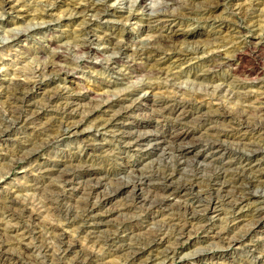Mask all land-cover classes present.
<instances>
[{
    "label": "rangeland",
    "instance_id": "374dc122",
    "mask_svg": "<svg viewBox=\"0 0 264 264\" xmlns=\"http://www.w3.org/2000/svg\"><path fill=\"white\" fill-rule=\"evenodd\" d=\"M5 1L0 3V111L16 109L23 115L34 114L36 119L27 128L15 123L7 135H0V255L3 246L8 250L4 260L31 258L28 261L32 264H77L86 252L95 256L90 264H264V148L253 153V147L244 145L264 141V81L252 82L256 73L264 71V0H97L106 11L87 9L83 13L76 6L88 0ZM215 2L211 12H202L206 3ZM213 36L224 42H214ZM161 37L171 41L161 54L144 59L134 53L141 44ZM84 43L88 46L80 50ZM56 53L60 56L55 59ZM215 54L230 56L233 65L226 63L208 71L211 63L221 62ZM51 62L64 69L50 70ZM43 67L46 69L35 75ZM233 68L237 75L231 73ZM15 79L29 83L25 97H13L7 85ZM135 88L148 100L146 104L138 100L142 105L128 115L120 107L131 103L125 94ZM54 92L60 94V102L69 94L88 96L81 106L64 113L44 101ZM101 95L119 103L113 109L100 106L87 111L97 105L94 99ZM162 96L191 100L190 115L174 123L154 120V99ZM200 106L210 112L202 119L195 115ZM259 106L263 108L258 110ZM237 110L245 111L246 118L251 115L250 121L243 123L235 117ZM228 111L234 114L231 120ZM113 114L122 120L130 117L132 126L150 129L154 137L164 133L168 139L176 130L187 133L184 140L191 149L182 158L184 163L177 162L167 150L171 144L127 149L119 137L114 138L116 128L96 129V120ZM213 114L218 120L212 123L208 118ZM61 116H73L70 120L77 125L54 139ZM213 124L231 132L226 138L231 159L243 155L242 160L246 163L248 159L253 171L248 168L243 173L239 165L229 170L228 165L223 166L229 158L199 154L207 145ZM36 131L41 139L49 137L52 142L28 155L29 148H20L18 140H34ZM76 168L99 173L90 177L87 172L72 182L60 176L62 171ZM141 171L154 174V183L173 175L175 186L192 184V194L178 201L171 197V205L163 206L162 211L151 201L144 203L153 196V187L147 185L111 199L103 197L104 193L113 196L122 182H139ZM91 178H101L104 185L101 194L89 197L83 186ZM228 180L233 182L224 183ZM215 191L221 199L253 197L241 209L220 205L208 214L202 209ZM12 199L18 204L13 205ZM85 201L96 203L93 216L86 219ZM191 206L199 210L200 218L193 220ZM23 209L34 213L39 233L22 236L23 229L32 227L20 215ZM6 224L16 230L5 233ZM183 225L185 233H175ZM53 226L55 231L50 228ZM59 234L64 244L57 239ZM68 241L73 245L67 250ZM25 244L30 251L22 250ZM138 247L146 248L147 253L139 259L127 257V251ZM167 253L169 258L165 259Z\"/></svg>",
    "mask_w": 264,
    "mask_h": 264
},
{
    "label": "bare ground",
    "instance_id": "6f19581e",
    "mask_svg": "<svg viewBox=\"0 0 264 264\" xmlns=\"http://www.w3.org/2000/svg\"><path fill=\"white\" fill-rule=\"evenodd\" d=\"M6 1L5 0H0V3H5ZM1 4V5H2ZM217 6L216 2L215 3H206L202 8V12H206V13H209L211 12L214 7ZM76 9L77 11L79 12H85L87 9H93L97 12H104L107 10L106 6L104 4H100L98 3L97 0H88L86 3H82L81 5L79 6H76ZM191 11H193L194 9H190ZM94 11V12H95ZM78 12V13H79ZM81 13V14H82ZM205 15V14H203ZM167 16V15H165ZM214 37V36H213ZM220 38L218 37H214V40L212 38V40L215 42V41H219ZM155 40V39H154ZM221 41V39H220ZM219 41V42H220ZM171 41L166 38V37H161L160 39L158 40H155L153 41L151 44H141V46L136 49V51H134V53L136 54H139V56L141 58H146V59H149V58H154L156 55L158 54H161L165 49L163 46H169L168 43H170ZM221 42H224L221 41ZM148 43V42H147ZM161 44V46H159ZM88 45H86L85 43L82 44L79 49L82 50V49H85ZM119 47V46H118ZM227 54V53H226ZM226 54H215V57H220L221 59V62L218 60L214 61L213 63L210 64L209 68L207 69L208 71H214L216 70L217 68L221 67L223 64H226V63H229V65H233L230 61V56H227ZM60 54L59 53H56L54 54V58H59ZM232 56V55H231ZM233 58V57H232ZM219 59V58H218ZM134 61V60H133ZM56 62V61H55ZM136 62V61H135ZM57 63V62H56ZM54 62H51V64L49 65V69L50 70H62L64 68L60 67L58 68V64H56ZM130 63V62H129ZM131 64V63H130ZM47 65V64H46ZM129 65V64H128ZM132 65H133V62H132ZM132 65H129L132 66ZM47 67V66H46ZM131 68V67H130ZM46 68L43 67L39 70H37L35 72V75H38V74H41ZM164 72V71H163ZM230 72V71H229ZM231 73L234 75H237V69L236 68H233V70H231ZM258 76L254 78V81H257V80H263L264 81V71H260L258 73H256ZM255 74V75H256ZM247 75V73H246ZM253 75V73H252ZM235 77V76H234ZM239 80V79H237ZM241 82V81H240ZM243 82L245 83V81L243 80ZM244 83H242L241 86L244 85ZM12 91H13V97L14 95L15 96H23L25 97L26 94H27V88L29 86V83L28 82H21V81H17L16 79L15 80H9L8 82V85H7ZM137 91H140L138 90L137 88L133 89L132 91H129V93H126L125 96L130 98V101L131 103L128 104L127 106H122L120 107V109H124L126 112V114L128 113H134L135 110H133V108L135 107H138L140 108V106L142 105L141 104H137V101L140 100V102H147V98L146 95H139V93ZM64 95V94H63ZM88 96L87 93H74V94H69L67 97H65V101L64 102H60V100L62 99L60 94L58 93H53V94H49L46 96V98L44 99V101H47V103L49 104H53L54 106L58 107V110H61L63 111L64 113H66L67 111L71 110V109H75L77 106H81L82 105V101ZM16 98V97H15ZM14 99V98H13ZM19 99V98H18ZM96 100V106L93 107V109L91 110H88L90 113L91 111H94L96 109V107H100V106H103V108H106V109H113V107L115 105H117L119 102L117 101V99L115 98H112L110 96H105V95H101L100 97H98L97 99H94ZM197 100V98H196ZM195 100V101H196ZM24 101V100H23ZM46 103V104H47ZM154 103H155V108H154V120H156L157 122H159L160 120H164V121H170V122H173L176 121V120H183V119H186L189 115H190V111H188V107H192V101L191 100H183V99H178V98H174V97H169V96H162L160 98H155L154 99ZM194 103V102H193ZM91 104V103H90ZM146 104V103H145ZM202 104V103H200ZM198 105V104H197ZM182 107L181 110L175 115V116H172V113L175 112L177 110L178 107ZM264 107V106H263ZM262 106H259L257 107L258 110H260L261 108H263ZM16 108V107H15ZM137 108V109H138ZM14 109V108H13ZM34 109V108H33ZM85 109V108H83ZM117 109V108H116ZM119 109V108H118ZM119 109V110H120ZM226 109V108H225ZM232 109V108H231ZM237 109V108H236ZM240 109V108H239ZM264 109V108H263ZM6 110V109H5ZM4 110V111H5ZM10 111H6V112H3V111H0V135H7L8 133V130L10 129V127L15 124V123H20L23 125V128H27L29 126H31L30 124H33L35 119H36V116L34 114L28 116V115H23L22 113L20 112H17L16 109L15 110H12V109H9ZM72 110V111H73ZM195 115H197L198 118H201L203 116H206L207 114H209L210 112H206V111H209V110H206L204 111V108L202 106L200 107H196L195 108ZM235 110V109H233ZM243 110V108H242ZM20 111V110H19ZM86 111V112H87ZM257 111V110H256ZM116 112V111H115ZM177 112V111H176ZM245 112V111H244ZM243 111H240V110H237L235 112V115L230 113L228 111V114L229 115V119L231 120L233 118V115L236 117L238 116L239 119L244 120L242 121L243 123H247V121L245 122V119L248 120V117L251 116H245V113ZM24 113V112H23ZM35 113V112H33ZM71 113V111H70ZM84 113V112H83ZM207 113V114H205ZM213 113V112H212ZM248 113V112H247ZM260 113V112H259ZM81 114V113H80ZM152 114V113H151ZM223 114V113H222ZM232 114V115H231ZM256 114V113H255ZM84 115V114H82ZM130 115V114H128ZM151 116V115H150ZM62 117V116H61ZM173 117V118H172ZM255 117V116H254ZM71 118H73V116H69V117H62L61 118V121L57 127V129L55 130V134L56 136L54 135V139L55 137H62L65 133H69V131L74 128V126L77 125V122L76 121H73V120H70ZM237 118V119H238ZM250 118V117H249ZM202 119V118H201ZM210 120H212V123L214 120H218V117L216 116V114L210 116V118H208ZM226 119V118H225ZM70 120V121H69ZM131 121V122H130ZM132 121L130 119V117H127L125 118V120H122L121 118L119 117H116V114H113L112 116H110L109 118H106L104 120H101V121H97V123L94 124V126H96L97 128L96 129H106V128H116V130L112 131L115 135H114V138H118L119 137V140L123 141L124 143H126V145L128 146L127 149H130L129 147L132 146V147H139V148H144V147H147L149 146L150 144L151 145H154V147H160L162 145V143H166L164 145H167L168 144H171V146L167 149L169 150L170 152H172V156L175 157V159L177 160V162H183L182 158L184 157L185 153L191 149V147H189L187 145L188 142H186L184 139L185 137L188 136L187 133H184V132H179V131H175V132H172L170 133V135L168 136V139L166 137V134H161L159 137L157 136H153L151 134V130H147L146 128H143L139 125H131L132 124ZM235 121V120H234ZM240 121V122H241ZM250 121V120H248ZM211 122V121H209ZM257 122V121H256ZM250 124V123H249ZM252 124V123H251ZM148 125V124H147ZM19 126V125H18ZM53 126V125H52ZM241 126V125H240ZM255 126V125H254ZM20 127V126H19ZM175 127V126H174ZM219 125L218 124H213L212 126H210V136L208 137V140H207V145H205V149L203 150H198V151H201L199 152V154L201 155H204L206 157V155H210L213 157H221V158H229V161L228 163H224V167L226 165H228V169L231 168L233 165H236L235 167H237L239 165V167L241 168L240 171H242L243 173L246 172V169H248L249 165H250V162L248 163V159H245V161H247L246 163L244 162V160H242V156L241 157H238L237 159H231V153H232V149L228 148V145L226 144V138L229 137L231 135V132L227 130H220L219 128ZM239 127V126H238ZM263 127V126H262ZM17 129V128H16ZM51 129V128H50ZM55 129V128H54ZM46 131H48L49 129H44ZM259 130V129H258ZM51 131V130H50ZM77 131V130H76ZM232 131V130H231ZM25 132V131H24ZM33 132V131H32ZM38 133L37 136H35L34 140H31L29 139V137L25 138L23 137L22 140H18V144H19V147L20 148H25V149H28V155H33L35 154L38 149H39V146L40 145H44V144H49L52 142V138L49 139H41L40 136L38 135H41L39 133V131H36ZM24 134V133H23ZM156 134V133H155ZM31 135V134H30ZM45 135V134H44ZM26 136V135H25ZM49 136H51V134L49 133ZM43 137V136H42ZM45 137V136H44ZM33 138V137H32ZM47 138V137H46ZM118 140V139H117ZM82 145V144H81ZM245 147L246 146H250V147H253V153H256L260 150V148H264V141H262V143L260 141H255L253 140L252 142H250L249 144H244ZM86 146V145H85ZM163 147V146H162ZM255 147V148H254ZM122 149V148H121ZM164 150V152H166V149H164V147L162 148ZM84 150V149H83ZM250 150V149H249ZM26 151V150H25ZM23 151V152H25ZM80 151V150H79ZM169 151H167L169 153ZM22 152V151H21ZM14 153V152H13ZM206 154V155H205ZM20 155V154H19ZM9 156V155H8ZM16 156V155H15ZM18 156V155H17ZM27 156V155H26ZM81 156V155H80ZM20 157V156H19ZM23 157V156H22ZM25 157V156H24ZM29 157V156H28ZM26 158V157H25ZM79 158V157H78ZM218 158V159H219ZM246 158V157H245ZM10 159V158H9ZM15 159V158H14ZM174 159V160H175ZM215 159V158H214ZM13 160V158L11 159ZM17 160V159H16ZM20 160V159H19ZM23 160V159H22ZM216 160V159H215ZM236 160V161H234ZM221 161V160H220ZM176 162V161H175ZM222 162V161H221ZM220 162V163H221ZM13 163V162H12ZM11 163V164H12ZM184 163V162H183ZM245 163V164H244ZM70 164V163H69ZM222 165V164H221ZM178 166V165H177ZM176 166V167H177ZM222 166V167H223ZM132 167V166H131ZM175 167V165H174ZM221 167V166H220ZM78 168V167H77ZM73 169V171H70V170H64L61 172V177L64 179V180H68V182H72L74 181L75 179L77 180L78 177H82L85 173H87L88 171H79L78 169ZM239 168V169H240ZM82 169V168H81ZM224 169V168H223ZM222 169V170H223ZM227 169V170H228ZM237 169V168H236ZM254 167H251L249 168L248 170H252L253 171ZM131 172H135L134 168L131 169ZM230 170V169H229ZM232 171V170H231ZM239 171V170H238ZM154 172V171H153ZM226 172V171H225ZM228 172V171H227ZM99 172H94V173H89L88 172V175L90 177H92L93 175H98ZM158 173V172H157ZM161 173V172H160ZM163 173V172H162ZM235 173V171L233 172ZM253 173V172H252ZM136 174V173H135ZM171 174V173H170ZM232 174V173H231ZM230 174V175H231ZM238 174V172L236 173ZM139 175V174H138ZM140 178L139 179V182L138 181H125V182H122L114 191V194L113 196H110V194H106L104 193L103 194V197L105 199H111V198H114V197H117L119 196L122 192L124 191H127V190H134L136 191L137 189L140 190V189H143V185H147L148 187H153V193H152V197L154 202L150 199H147V200H142V201H147V202H144V203H150L151 201V205L158 210L162 211L163 209V206H165L166 208L171 205V197H173L175 199V201H178V198H181V196H189L191 195V189L193 188V185L190 184L188 187L187 185H180V186H175V182H174V176L173 175H170L168 177H164L162 182L161 183H154V179L155 178V175L154 174H150L149 171L148 172H145L144 171H141V174H140ZM233 175V174H232ZM249 175V174H248ZM135 176V175H133ZM167 176V175H166ZM224 176V175H223ZM250 176V175H249ZM96 177V176H95ZM98 177V176H97ZM100 177V176H99ZM159 177H162V176H159ZM225 177V176H224ZM232 177H235L236 179V175L235 176H232ZM231 177V178H232ZM242 177V176H241ZM136 178V177H134ZM227 178V177H226ZM255 178L258 179L257 182H260V177L258 176H255ZM136 179V180H138ZM161 179V178H160ZM233 179V178H232ZM233 179V181L235 180ZM238 179V178H237ZM243 179V178H242ZM89 183H84L86 187L83 186V189L86 191V189L88 190V196L91 197V196H94V195H99L101 194V187L104 185L103 184V181L101 180V178H97V179H89ZM96 180L94 183L93 181ZM134 180V179H133ZM154 180V181H153ZM159 180V179H157ZM240 180V179H239ZM232 180L231 181H225L224 183H229V182H233ZM80 182V181H79ZM91 182L93 184H91ZM159 182V181H158ZM235 182V181H234ZM81 183V182H80ZM185 183V182H184ZM223 183V182H221ZM223 183V184H224ZM68 184V183H67ZM87 184V185H86ZM186 184V183H185ZM221 187V186H220ZM242 188V187H241ZM59 189V188H58ZM145 189V188H144ZM214 189V188H213ZM219 189V188H218ZM222 189V187L220 188ZM193 190V189H192ZM228 190V189H227ZM51 192V191H50ZM56 192V190H55ZM142 192V191H141ZM152 192V191H151ZM199 192V191H198ZM216 192V191H215ZM53 193V192H52ZM60 193V192H59ZM57 192V194H59ZM84 193V191H83ZM244 193V192H243ZM250 193V192H249ZM61 194V193H60ZM141 194V193H140ZM240 194V193H238ZM51 196V195H50ZM134 196V195H133ZM233 197H235L234 199H230V197L228 198H222L220 197V194H218L216 192L215 196H214V193L209 195V199L208 200V203H207V207H205L204 209H202L203 211L207 212L208 214L209 213H212L214 211H217L219 208H220V205H227L228 208L231 207L234 211L236 209H241L242 207L246 206L247 204H249L250 202V199L253 197V196H248L247 195H234ZM94 198V197H93ZM102 198V197H101ZM147 198V197H146ZM89 199V198H88ZM91 199V198H90ZM144 199V198H142ZM196 199V198H195ZM6 200V199H5ZM13 200V205L18 204L16 200L12 199ZM85 200V199H84ZM87 200V199H86ZM193 200V199H192ZM53 201V200H52ZM94 201V200H93ZM97 201V200H96ZM84 202V201H83ZM87 202V201H85ZM173 202V201H172ZM199 202V201H198ZM8 204V203H7ZM86 204V203H85ZM11 205V204H10ZM96 203L92 202L89 203L87 202L86 206L87 207V210H86V215L85 216V219L87 217H92L93 216V213L94 211L96 210L94 207H95ZM184 205V204H183ZM3 206V205H2ZM83 206V205H82ZM149 206V205H148ZM151 206V207H152ZM186 207L185 210L187 211L188 210V206L185 204ZM12 207V206H9V208ZM14 207V206H13ZM152 207V208H153ZM164 207V209H166ZM179 207V206H178ZM182 207V206H181ZM19 209V207H17ZM13 209V208H12ZM189 209H191V213L192 214V218L193 220L197 219V218H200L201 216L199 214H197L199 212V210L195 209L194 206H191ZM8 210V209H7ZM15 210H16V207H15ZM14 211V210H13ZM233 211V212H234ZM78 212V211H77ZM7 213V212H6ZM10 213V212H9ZM20 213V212H19ZM83 213V212H82ZM186 213V212H185ZM16 213H12V215H15ZM27 214V215H26ZM78 214V213H77ZM22 217H26L30 223L29 225L32 226L31 228H28L26 227V229H23V237L26 236L27 234L29 233H32V232H38V223L36 222V218H35V215L34 213H31L29 212L28 213V210L26 212V209L24 210H21V214H20ZM16 216V215H15ZM20 216V218H21ZM13 217V216H12ZM18 218V217H17ZM23 219V218H21ZM200 220V219H198ZM27 221V220H26ZM87 221V220H86ZM36 222V223H34ZM17 223V222H16ZM27 223V225H28ZM89 223V222H88ZM26 224V223H25ZM257 224V223H256ZM16 225V224H15ZM48 225V224H47ZM6 226L8 227H5L4 229V232L5 233H10L9 231L10 230H13L14 229V226L12 225H9V224H6ZM24 226V224H23ZM51 226V225H49ZM192 226V225H191ZM11 227V229H10ZM52 230H56L57 228L56 227H50ZM171 228V227H170ZM175 228V227H174ZM176 229H179V231L175 232V233H180L181 234H184L185 231L187 230V227L185 225L183 226H180L179 228H176ZM16 230V229H14ZM163 231V230H162ZM250 231V229H249ZM167 232V231H166ZM159 233V232H158ZM161 233V232H160ZM52 234V233H51ZM41 235V234H40ZM179 235V236H180ZM244 235V234H243ZM14 236V235H13ZM43 235H41L42 237ZM55 236V235H54ZM63 235L62 234H59L57 235V239L60 241L61 244H64V240H63ZM177 236V235H176ZM170 237V236H169ZM181 237V236H180ZM244 237V236H243ZM1 238V237H0ZM9 238V237H8ZM56 238V236H55ZM175 238V237H174ZM238 239V238H237ZM178 240V239H177ZM180 240V239H179ZM11 241V240H10ZM67 242V241H66ZM4 243V242H3ZM2 243V244H3ZM69 243V241H68ZM5 244V243H4ZM149 244V243H148ZM151 244V243H150ZM72 245L73 243H69L66 247H67V250L71 247L72 248ZM152 245V244H151ZM148 247V245H147ZM8 248V247H7ZM22 250H25V251H30V246L29 244H25L22 246ZM130 248V247H129ZM139 248V247H138ZM3 251L1 252L2 254L0 255V264H32L31 262H29L28 260H30L31 258L27 259V260H21V259H17V260H14L13 262H7V260L3 257H5L4 255L7 254L8 250L6 249V246H3ZM10 250V249H9ZM21 250V249H20ZM172 250V249H171ZM147 249L146 248H139V249H133V250H129L127 251V257L131 258V259H139L141 258L143 255H145L147 253ZM175 252H171V254L174 255ZM3 255V256H2ZM80 255V254H79ZM81 258H79L77 260V264H90V262L94 261L95 260V256L92 255L91 253H86V252H83L81 254ZM8 258V257H7ZM169 258V253H167L165 255V259H168ZM9 259V258H8Z\"/></svg>",
    "mask_w": 264,
    "mask_h": 264
}]
</instances>
